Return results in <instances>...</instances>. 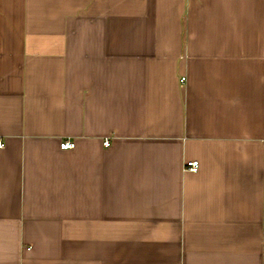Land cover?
I'll return each mask as SVG.
<instances>
[{"label":"crops","instance_id":"obj_1","mask_svg":"<svg viewBox=\"0 0 264 264\" xmlns=\"http://www.w3.org/2000/svg\"><path fill=\"white\" fill-rule=\"evenodd\" d=\"M0 139V264H264V0H0Z\"/></svg>","mask_w":264,"mask_h":264},{"label":"built area","instance_id":"obj_2","mask_svg":"<svg viewBox=\"0 0 264 264\" xmlns=\"http://www.w3.org/2000/svg\"><path fill=\"white\" fill-rule=\"evenodd\" d=\"M184 77H182L180 79L181 82H183ZM104 144H108V139H104L103 141ZM2 140L0 139V147H2ZM73 146V142L70 140H63L60 142V147L62 149H67V148H71ZM198 168V160L197 159H191V160H187L185 165H184V169L189 170V171H196Z\"/></svg>","mask_w":264,"mask_h":264}]
</instances>
